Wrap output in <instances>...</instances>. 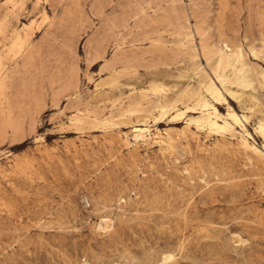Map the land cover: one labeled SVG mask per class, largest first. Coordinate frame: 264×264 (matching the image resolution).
Here are the masks:
<instances>
[{
  "label": "rangeland",
  "instance_id": "obj_1",
  "mask_svg": "<svg viewBox=\"0 0 264 264\" xmlns=\"http://www.w3.org/2000/svg\"><path fill=\"white\" fill-rule=\"evenodd\" d=\"M0 29V264H264V155L243 130L126 111L157 82L246 114L263 149L264 0H0ZM238 47L254 89L217 102L214 64Z\"/></svg>",
  "mask_w": 264,
  "mask_h": 264
},
{
  "label": "bare ground",
  "instance_id": "obj_2",
  "mask_svg": "<svg viewBox=\"0 0 264 264\" xmlns=\"http://www.w3.org/2000/svg\"><path fill=\"white\" fill-rule=\"evenodd\" d=\"M43 16V21L48 22L49 16L45 11ZM1 33L2 32L0 31V34ZM26 42L27 41L22 43L15 42L10 49L11 55L15 57L18 52H23ZM226 47L228 48V45H226ZM214 65L213 74L215 79H209L206 90L208 94L211 95V97H213L217 102H227L223 89L228 90V86H235L237 90L243 91L254 89L256 82L255 72L248 66L249 64H247L245 60L243 49L240 47L235 50L231 49L230 54L224 52L223 49H221V52ZM1 67L2 62L0 61V69ZM228 72H230V74H228ZM257 75L264 80V70L261 73H257ZM5 90L6 88L4 83L0 82V100L4 96ZM165 90V86L162 84L157 82L152 83L150 88L146 91V94L148 96L158 97L159 99L154 100L150 98L147 101L148 103L134 104L127 108L126 111L130 113L141 112L144 116L155 119V111H157L159 118L168 115L176 119L185 118L189 127L190 125H194L198 130L207 131L208 133L211 132L214 134H228L235 136L237 127H240L244 133H247V129L243 121L248 122L249 117L246 114L240 115L231 105L227 104L226 114L221 113L215 104H212L204 99L198 100L194 105L183 103L184 106L180 107L176 102L174 103L165 101L166 96L163 94ZM83 116H90V114H82V111L80 110L73 115L71 121L80 123L82 122ZM112 118L113 116H108L103 119L95 117L94 119L96 124H114ZM133 129V139L136 143L147 142L153 137L151 128L146 123L142 125L136 124L133 126ZM254 130L255 133L264 139V116L255 122ZM244 133L241 136L236 137L240 140V143L245 148L252 150L256 154L264 155V143L263 149H260L255 143L249 140L248 136L250 134L247 133V135H244ZM162 136H159L158 142L167 143L169 139L165 140V138ZM126 140H128V138H126ZM108 227L109 225L106 221L104 224L100 225V228L102 229H107Z\"/></svg>",
  "mask_w": 264,
  "mask_h": 264
}]
</instances>
